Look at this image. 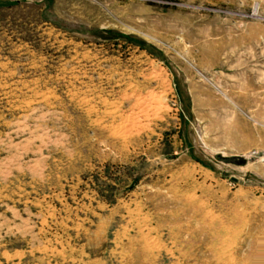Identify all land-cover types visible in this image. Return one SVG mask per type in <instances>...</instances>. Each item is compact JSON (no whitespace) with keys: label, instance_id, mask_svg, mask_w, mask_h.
Instances as JSON below:
<instances>
[{"label":"rangeland","instance_id":"1","mask_svg":"<svg viewBox=\"0 0 264 264\" xmlns=\"http://www.w3.org/2000/svg\"><path fill=\"white\" fill-rule=\"evenodd\" d=\"M0 264H264V0H0Z\"/></svg>","mask_w":264,"mask_h":264},{"label":"water","instance_id":"2","mask_svg":"<svg viewBox=\"0 0 264 264\" xmlns=\"http://www.w3.org/2000/svg\"><path fill=\"white\" fill-rule=\"evenodd\" d=\"M230 160H233V159H230Z\"/></svg>","mask_w":264,"mask_h":264}]
</instances>
